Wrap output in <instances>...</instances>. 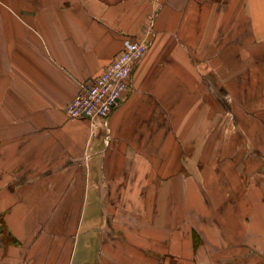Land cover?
<instances>
[{
    "label": "crops",
    "instance_id": "obj_1",
    "mask_svg": "<svg viewBox=\"0 0 264 264\" xmlns=\"http://www.w3.org/2000/svg\"><path fill=\"white\" fill-rule=\"evenodd\" d=\"M149 36L89 140L68 103ZM261 141L264 0H0V264H264Z\"/></svg>",
    "mask_w": 264,
    "mask_h": 264
},
{
    "label": "built area",
    "instance_id": "obj_2",
    "mask_svg": "<svg viewBox=\"0 0 264 264\" xmlns=\"http://www.w3.org/2000/svg\"><path fill=\"white\" fill-rule=\"evenodd\" d=\"M150 45V36L130 42L99 75L84 82L68 103L66 112L70 118L88 120L89 140L102 130L105 144H108L111 113L125 93L133 88V73Z\"/></svg>",
    "mask_w": 264,
    "mask_h": 264
},
{
    "label": "rangeland",
    "instance_id": "obj_3",
    "mask_svg": "<svg viewBox=\"0 0 264 264\" xmlns=\"http://www.w3.org/2000/svg\"><path fill=\"white\" fill-rule=\"evenodd\" d=\"M263 142H264V141H261V144H262ZM77 253H78V251H77ZM76 255H77V254H76ZM97 256H98V255H97ZM97 256H96V257H97ZM74 263H75V262H74Z\"/></svg>",
    "mask_w": 264,
    "mask_h": 264
},
{
    "label": "trees",
    "instance_id": "obj_4",
    "mask_svg": "<svg viewBox=\"0 0 264 264\" xmlns=\"http://www.w3.org/2000/svg\"><path fill=\"white\" fill-rule=\"evenodd\" d=\"M0 222H1V219H0Z\"/></svg>",
    "mask_w": 264,
    "mask_h": 264
}]
</instances>
